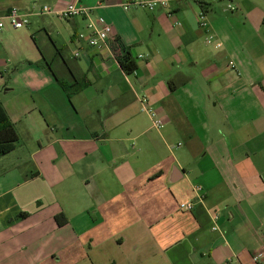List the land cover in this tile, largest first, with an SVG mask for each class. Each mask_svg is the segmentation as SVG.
<instances>
[{
  "label": "crops",
  "instance_id": "obj_1",
  "mask_svg": "<svg viewBox=\"0 0 264 264\" xmlns=\"http://www.w3.org/2000/svg\"><path fill=\"white\" fill-rule=\"evenodd\" d=\"M98 1L0 0V19L18 9L29 20L0 30V101L19 138L0 158V264H254L264 0H169L153 12ZM72 3L112 27L136 72L79 39L84 18L41 12ZM54 75L82 87L69 99Z\"/></svg>",
  "mask_w": 264,
  "mask_h": 264
},
{
  "label": "built area",
  "instance_id": "obj_2",
  "mask_svg": "<svg viewBox=\"0 0 264 264\" xmlns=\"http://www.w3.org/2000/svg\"><path fill=\"white\" fill-rule=\"evenodd\" d=\"M109 0H99L96 8L103 7L107 5ZM169 6V0H126L119 4L125 11H129L133 8L142 9L148 12H153L158 9H166ZM94 8H88L75 3L67 5L63 10H52L48 7H43L41 12L43 14H54L61 19H72V18H84L87 21L86 34H80L79 39L86 40L88 45L97 50L109 51L111 55L114 54L118 61V56L121 55L122 51L120 48V42L118 41L112 27L106 24L102 20H93L92 13ZM233 10V8H232ZM200 26L207 27L206 16L202 13L199 16ZM9 24L13 29L19 30L25 28L29 25V20L24 16L18 9H12L4 18L0 19V30L4 28L5 24ZM214 37L209 35L207 43L209 45H214L216 49L222 48L220 42H215ZM116 48L114 51L113 48ZM75 58L80 57V53L76 52L74 54ZM231 68H235V65L231 62ZM142 111L147 113L151 119L152 127L156 130H161L165 126L164 120L149 106V101L147 98H142L140 100ZM195 207V202L182 203L180 205L181 210L191 211ZM217 217H214V222ZM213 231H218V227L214 225ZM254 264H264V249L257 252L253 256Z\"/></svg>",
  "mask_w": 264,
  "mask_h": 264
},
{
  "label": "trees",
  "instance_id": "obj_3",
  "mask_svg": "<svg viewBox=\"0 0 264 264\" xmlns=\"http://www.w3.org/2000/svg\"><path fill=\"white\" fill-rule=\"evenodd\" d=\"M120 48L122 53L117 57L118 63L126 74H133L137 70V64L135 60L132 58L131 54L127 51V49H125L121 45V43ZM113 49L114 51H116L115 47ZM54 77L56 78L57 82L61 85L63 90L67 93L69 99H71L72 96L75 95L82 87V85L78 81H73V83H67L58 79L55 75ZM18 141L19 138L17 132L14 126L11 124L8 115L0 101V158L14 151ZM56 220L60 226L66 223V219L64 218V216H58Z\"/></svg>",
  "mask_w": 264,
  "mask_h": 264
},
{
  "label": "rangeland",
  "instance_id": "obj_4",
  "mask_svg": "<svg viewBox=\"0 0 264 264\" xmlns=\"http://www.w3.org/2000/svg\"><path fill=\"white\" fill-rule=\"evenodd\" d=\"M15 63H14V67L13 68H11V70H10V72H9V75L8 76H11L10 75V73H12L13 72V70L15 69V68H19V61L17 62V60L16 61H14ZM8 76H6V80L8 81Z\"/></svg>",
  "mask_w": 264,
  "mask_h": 264
}]
</instances>
